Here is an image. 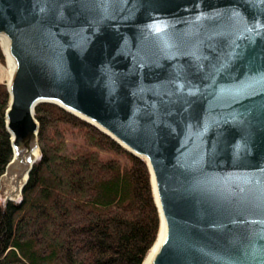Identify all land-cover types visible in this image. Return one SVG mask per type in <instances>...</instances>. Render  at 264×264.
Listing matches in <instances>:
<instances>
[{
    "label": "water",
    "instance_id": "1",
    "mask_svg": "<svg viewBox=\"0 0 264 264\" xmlns=\"http://www.w3.org/2000/svg\"><path fill=\"white\" fill-rule=\"evenodd\" d=\"M0 44L15 194L56 104L147 164L148 264H264V0H0Z\"/></svg>",
    "mask_w": 264,
    "mask_h": 264
},
{
    "label": "trees",
    "instance_id": "2",
    "mask_svg": "<svg viewBox=\"0 0 264 264\" xmlns=\"http://www.w3.org/2000/svg\"><path fill=\"white\" fill-rule=\"evenodd\" d=\"M8 103L0 82V190L13 157ZM36 117L41 159L21 202H0V264H143L160 229L147 164L56 104Z\"/></svg>",
    "mask_w": 264,
    "mask_h": 264
},
{
    "label": "rangeland",
    "instance_id": "3",
    "mask_svg": "<svg viewBox=\"0 0 264 264\" xmlns=\"http://www.w3.org/2000/svg\"><path fill=\"white\" fill-rule=\"evenodd\" d=\"M2 50H3V48H2ZM3 53H4V50H3ZM4 57H5L4 62H0V80H1L0 82L7 85L6 81L1 78L2 70H4V68L7 67V65H8L7 58H6L5 54H4ZM40 156H41V152H40ZM7 199H11L14 202H19L22 199V196H21V194H18V195L13 194L12 188L6 182V180L4 179V175H3L1 178L0 202L6 203Z\"/></svg>",
    "mask_w": 264,
    "mask_h": 264
},
{
    "label": "bare ground",
    "instance_id": "4",
    "mask_svg": "<svg viewBox=\"0 0 264 264\" xmlns=\"http://www.w3.org/2000/svg\"><path fill=\"white\" fill-rule=\"evenodd\" d=\"M1 43L3 44L4 48L7 50V44H8L7 40L5 38H1ZM7 63H8L7 67H5L4 70H2L1 78L3 80H5L7 84H9L10 80H11V77H12L13 65H12V61L9 59L8 55H7ZM12 192H13V194H15V189H12ZM18 194H20L19 191L17 192V195ZM162 238H163V231H161V233L159 234V239H158V242L155 245V247L159 244V242L162 240ZM155 247L150 252L149 257L145 260L144 264H148L150 256L152 255V252L154 251Z\"/></svg>",
    "mask_w": 264,
    "mask_h": 264
}]
</instances>
